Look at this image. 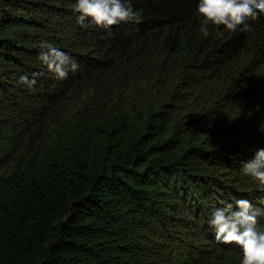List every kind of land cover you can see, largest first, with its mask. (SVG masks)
I'll list each match as a JSON object with an SVG mask.
<instances>
[{
    "label": "trees",
    "instance_id": "16d2710c",
    "mask_svg": "<svg viewBox=\"0 0 264 264\" xmlns=\"http://www.w3.org/2000/svg\"><path fill=\"white\" fill-rule=\"evenodd\" d=\"M131 3L109 34L76 0H0V264H241L209 220L264 209L241 170L264 148V16L233 33L199 0ZM45 41L78 70L57 80Z\"/></svg>",
    "mask_w": 264,
    "mask_h": 264
},
{
    "label": "clouds",
    "instance_id": "9594fccd",
    "mask_svg": "<svg viewBox=\"0 0 264 264\" xmlns=\"http://www.w3.org/2000/svg\"><path fill=\"white\" fill-rule=\"evenodd\" d=\"M73 10L80 14L77 22L81 27H87L85 21L89 20L92 25L109 30V34L112 26L142 21L131 0H76ZM197 11L212 25H223L233 33L248 32L251 31L249 21L264 16V0H199ZM200 31L204 37L211 34L207 25ZM40 48L38 59L57 80L67 79L69 71L78 70L75 59L53 44L41 42ZM21 80L26 78L21 77ZM241 170L264 191V148L257 149L255 156L244 162ZM260 215H264V209L253 208L248 200H238L235 209L231 204L217 208L209 220L217 242L240 246L241 264H264V226L257 227Z\"/></svg>",
    "mask_w": 264,
    "mask_h": 264
}]
</instances>
